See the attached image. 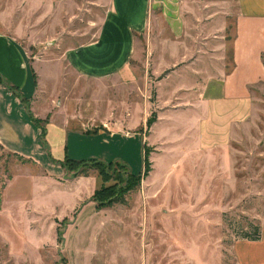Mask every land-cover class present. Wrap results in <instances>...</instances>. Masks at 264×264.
I'll list each match as a JSON object with an SVG mask.
<instances>
[{"label": "rangeland", "instance_id": "rangeland-1", "mask_svg": "<svg viewBox=\"0 0 264 264\" xmlns=\"http://www.w3.org/2000/svg\"><path fill=\"white\" fill-rule=\"evenodd\" d=\"M110 1L0 0V31L34 63L38 111L57 112L58 121L68 108L87 131L132 132L102 131L71 141L76 159L120 161L142 173L139 183L117 164L67 171L57 163L52 172L65 173L55 178L0 144V264H264V81L252 88L250 113L226 136L213 138L189 122V106L159 99L161 73L147 56L136 62L142 70L133 84L80 75L64 54L96 39ZM162 2L181 6L184 38L194 52L200 41L207 76L218 74L223 60L231 67L238 0ZM154 24V33L166 27ZM117 194L123 202L98 200ZM256 224L259 240L241 236Z\"/></svg>", "mask_w": 264, "mask_h": 264}, {"label": "crops", "instance_id": "crops-1", "mask_svg": "<svg viewBox=\"0 0 264 264\" xmlns=\"http://www.w3.org/2000/svg\"><path fill=\"white\" fill-rule=\"evenodd\" d=\"M160 2L111 0L96 39L68 48L65 58L86 78L117 79L123 84H133L140 77L138 69L142 70L136 62L142 64L143 57L147 56L153 62L154 72L161 73L156 85L159 99L173 106H189L186 109L194 112L193 117L184 115L188 116L189 122L199 123V128L204 131L201 136L207 131L213 138L224 137L233 123L250 113L252 88L264 81V0H238L239 11L231 41V67L227 69L223 60L222 66L217 65L218 74L208 76L205 51L200 53L199 49L200 41L194 52L184 38L186 18L181 6L171 9L170 4ZM158 14L164 19H158ZM158 20L166 27H159L160 32L154 33L157 29L154 23ZM164 29H169L173 37H166ZM205 40L203 36L201 43L205 44ZM193 52L197 54L187 60ZM222 58L225 59L224 54ZM33 68L34 63L25 48L13 36L0 31V144L4 148L33 160L27 155L34 156L40 160H35L37 165L56 178L65 171L53 173L52 168L56 166L53 164L64 160L66 155L74 159L79 156L71 151V141L75 144L85 142L86 135L102 131L110 136H132L131 131H109V127L108 130L87 131L85 127L81 128L79 122L82 121L70 114L68 108L58 121L54 119L57 112L38 111L35 100L40 83ZM35 71L39 75L36 68ZM7 84L16 89H10ZM30 112L35 118L48 120L45 138ZM45 151L49 153L50 161L46 159Z\"/></svg>", "mask_w": 264, "mask_h": 264}, {"label": "trees", "instance_id": "trees-1", "mask_svg": "<svg viewBox=\"0 0 264 264\" xmlns=\"http://www.w3.org/2000/svg\"><path fill=\"white\" fill-rule=\"evenodd\" d=\"M0 78H1V76H0ZM7 85H8V87L10 89H13V90L16 89L15 86H12V85H9V84H7ZM30 115L33 117V120L35 121V123L41 127V129L43 131V137L45 138L46 133H47L46 124H47L48 120L47 119L41 120V119L35 118L31 112H30ZM144 148H145V153H144V158H145L144 174L147 175L148 172L151 170V167H150L151 162H149V160H148V154H147V150H146V142H145ZM14 153L16 155L22 157L23 159H26V160H29L31 162L36 163V161L33 160L32 158H27V157H25V156H23V155H21L19 153H16V152H14ZM59 163L67 171L72 169L73 165H79V164L93 165L95 167H102V166L104 167V166H107V165L117 164L119 166H122L124 169H126L127 172H130V174H131V176L133 178H135V179L137 178L138 179V182L141 180V177H142V173H139V174L133 173L126 163L120 162V161H109V162H106V161L98 160V159H92V160L82 159V160H78V159H74V158H71L68 155H66L65 159L60 161ZM98 193L99 192H97V194ZM98 200L101 201L103 204H112V203L123 202L124 201V197H122V195H118L117 194L115 196H110L108 198L107 202L104 201V200H100V199H98ZM252 226L254 228V232L250 233L248 231H243L241 236L244 237V238H248L250 240H259L261 238L262 230H261L260 226L257 225V224L256 225H252ZM58 233L61 234V231L58 230Z\"/></svg>", "mask_w": 264, "mask_h": 264}]
</instances>
